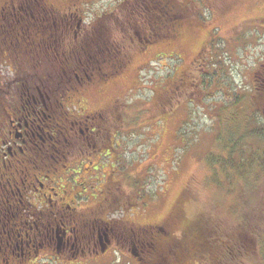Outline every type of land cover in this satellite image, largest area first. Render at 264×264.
I'll return each mask as SVG.
<instances>
[{
    "label": "rangeland",
    "instance_id": "1",
    "mask_svg": "<svg viewBox=\"0 0 264 264\" xmlns=\"http://www.w3.org/2000/svg\"><path fill=\"white\" fill-rule=\"evenodd\" d=\"M15 1L17 7L7 10L3 21L0 20V86L5 80L15 78L25 83L27 89L17 87L15 82L7 86L10 105L7 108L14 116L15 111H27L30 119L31 113L43 111L45 107L40 100L33 101L31 97H40L37 86L43 84V63L24 57L16 60V56L30 55L31 51L24 40L27 34L23 35L10 22L14 12L26 6L23 0ZM51 1L48 13L53 19L48 21L46 18L47 28H51L53 23L58 25L61 37L66 30L67 41L63 37L62 43L78 44L85 33L89 34L97 27L98 19H105L98 25L104 26L103 31L115 45L97 48L92 53L90 45L84 41L94 65L82 72L83 78L79 82L70 78L71 69L84 67L79 52L72 50L75 57L70 55L64 64L59 60L56 64H48L52 92L59 81L64 87L76 84V88L86 91L83 99L85 111L94 118L87 123H93L95 131L90 137L77 134V130L73 133L71 121L83 120V116L74 112L79 106L67 109L66 105L65 111L70 118L63 123V129L61 124L55 128L60 146L53 156L60 161L47 172L49 178L41 174L40 177L44 181L50 177L62 180V188L68 190L67 198L77 206L85 205L86 209L94 207L93 201L96 202L94 198L90 201L85 196L96 188L97 181L80 180L79 177H90L92 168L100 169L103 182L106 179L103 189L109 190L114 180H119L117 185L124 187L123 192L114 189L102 204H97L104 210L97 209L86 215L85 221L91 228H84L86 235L82 240L86 242L91 236L90 241L97 242V237H94L100 230L97 215L104 218L109 227H116L118 222L125 224L120 227L123 228L122 233H109L111 242L104 252L96 255V262L92 258L88 261L90 257L79 261L84 264H146L142 258L143 248L141 250L128 242L138 239L139 233H134L128 226L130 222L136 225L162 222L164 219L161 218L169 216L175 209V201L183 205L180 216L184 221L200 222L219 238L223 234L232 237L237 229L248 227L255 230L259 223L264 225V163H259L262 166L258 163L244 166L241 170L232 167L224 174L222 171L217 173L214 168L219 157L227 156L230 145L239 149L234 155L237 161H249L260 156L264 159V0H202L200 16L192 14L191 17L180 18L174 25L168 28L160 26L159 30L153 26L148 28L139 21L142 17L137 16V3L133 0H92L81 11L85 20L68 13L66 7L60 5L61 0ZM172 1L179 8V1ZM6 3V0H0V6L6 7ZM75 9L74 6L72 10ZM109 11L114 13L108 14ZM32 13L38 18L42 16V10L36 6H32ZM151 29H155V38ZM214 33L215 41L211 44ZM1 35L8 37L7 41L1 39ZM72 35L77 42L73 41ZM214 52L217 54L213 56ZM52 53L55 60L58 52ZM117 57L119 61L116 63ZM198 60L202 64L212 61L210 70L200 77L196 67ZM113 65L121 69L117 72ZM34 66L38 78L30 73ZM52 67L55 75H51ZM93 72L102 78L98 85L91 78ZM195 76L199 77L200 87H196ZM183 77L188 82L183 83ZM14 92L20 96L25 94L32 101H21ZM58 92L55 104L64 97L63 89ZM261 104L263 108L259 106ZM46 111L48 115L43 116L44 120L50 116V110ZM5 120H8L7 116ZM42 125L47 127L46 122ZM95 144L103 147V154L99 153V164L95 160L98 155L89 152L91 149L96 151ZM76 159L79 160L75 163L68 162ZM61 162L73 166L72 184L80 185V196L86 200L72 198L76 189H72L66 180L68 172ZM231 174L234 181L227 184L226 175ZM31 200L39 209L44 206L34 197ZM115 202H122L119 205L128 203L125 213L118 212L117 206H111ZM3 214L0 219H5ZM245 215L249 218L246 219ZM25 219L31 221L33 218L26 216ZM259 225L255 238L262 237L264 233V227ZM177 226V223L169 224L167 233L175 232ZM29 239L30 236L24 238ZM207 248L205 246L204 261L209 264L212 258L206 253ZM94 253L91 250L92 256ZM75 262L64 260L61 264Z\"/></svg>",
    "mask_w": 264,
    "mask_h": 264
},
{
    "label": "flooded vegetation",
    "instance_id": "2",
    "mask_svg": "<svg viewBox=\"0 0 264 264\" xmlns=\"http://www.w3.org/2000/svg\"><path fill=\"white\" fill-rule=\"evenodd\" d=\"M41 54H43V52L40 53L39 51L37 58H29V55L16 56V60H23L24 57L45 64V66L41 64V81L43 84L37 86L40 97L38 99L36 95H31L33 101L40 100L44 103L45 107L43 111L31 113L30 115H32V117L30 119L26 115L28 114L27 111H15V116L9 114L8 108H10V105L7 86L15 82L17 83V87H23L22 89L27 88L25 83L22 84L18 82L17 78L12 81L5 80L2 83L3 85L0 86V105H2V110H0L1 122L3 124L5 123L7 126L5 131L0 133V163L11 170L8 171L11 173V176L7 175L5 177L4 174L0 175V215L3 214L2 210L5 211L3 214L5 219H0V233L2 234V237H0V264H26L32 261V264H53L52 261L61 264L64 260H75L76 262L73 264H84L79 260L90 257L88 261H95L97 258L96 255L100 252H104L108 243L111 242V239H109L110 236H108L109 233L121 234L123 228L120 227L126 225L118 222L116 227L115 225L114 228L109 227L104 218L97 215L99 218L96 217V221L100 229L94 236L95 238L97 237V242L95 241V243H93L90 241L91 236L86 240L87 242H84V236L86 235L85 229L91 228V225L85 221L86 215L90 213V211L97 209L104 210L103 207L97 205L93 209H88V211L79 209L78 206L75 205L76 202L72 203V200L67 198L68 190L62 188V185H64L62 180L60 181L59 179L56 180L55 177H50V179L44 181L40 177L41 174L45 178H49L47 172L60 161L57 157L53 156V153L56 152L60 146L59 135L55 133V128L61 124V128L63 129L65 127L63 123L67 121L66 119L70 118L68 113H66L67 111H65L66 105L67 109L69 106H71L72 109L74 105L79 106V109L74 112L82 114L83 116V120L77 119L76 122L71 121L73 124V133L77 130V134H82L83 136L88 135L90 137L91 132L95 131L94 124L87 123L89 119L94 118L93 115L85 111L84 105L86 103L83 99L85 100L86 98V91L76 88V84L64 87L61 85V81H59L57 82L58 85L56 89L52 92V82H50L51 79L49 78L48 71V64L51 63L42 57ZM30 55H32V53ZM50 59L52 60V64H56V60H54L53 57H50L49 60ZM60 61L64 64L66 60L60 59ZM90 63L91 62L88 61L86 66L83 65L84 67H80L81 69H71V80L81 81L83 78L82 72L84 70L87 71L86 68L89 67ZM53 71L55 70L52 67L50 69L51 75H55L52 73ZM30 73L35 74L38 78L36 66L31 68ZM84 77H86L85 74ZM87 77L91 76L87 74ZM91 78L95 79L97 85L102 81V78L96 76L94 72ZM61 89H63L64 92L63 100L55 104L54 99L58 97V91ZM4 91L6 93H3ZM16 93L14 92L15 95H17ZM18 96L20 95L18 94L17 97ZM25 96V94L20 96V100H31L30 97ZM46 109L50 110V116L49 119L47 118L44 120L43 116L47 117L48 115ZM5 116H7L8 120H5ZM45 122L47 127L44 126L43 128L42 124ZM13 128L15 130H13ZM96 146L97 144L94 145V148ZM89 152L98 155L95 159L98 163L99 153L103 154V147H96V151L91 149ZM52 156L54 159L51 158ZM78 160L79 159L70 160L68 162L75 163ZM82 164L81 161V167ZM61 165L68 172L66 180L69 182L72 189H76L72 194L74 200L78 201V198L83 201L85 198L90 200L93 197H97L96 202L102 198V204L106 196H104L103 179L99 175L100 169L94 170L92 168L90 177H79L80 180L86 178L97 181L95 184L96 188L89 191L83 199L80 196V185L76 183L72 184V177L70 176L73 166H68L67 162H61ZM52 181H54L53 185ZM97 188L100 190H97ZM33 197L44 205L40 207V209L35 207V210L39 211V213L31 210L34 204L31 200ZM26 216H31L33 219L28 221L25 219ZM172 224L173 223H171V225ZM137 226L140 227L141 225H134V223L130 222L128 227L136 234L148 231V229L150 230V225H142L143 228L140 227L139 229ZM154 226H158L157 229L159 228L161 232L158 234L153 233V237H159V234L165 232V227L163 225L156 224ZM92 228H95V225H93ZM29 236V240H24L25 237L28 238ZM91 250L95 251L93 256L90 254Z\"/></svg>",
    "mask_w": 264,
    "mask_h": 264
},
{
    "label": "trees",
    "instance_id": "3",
    "mask_svg": "<svg viewBox=\"0 0 264 264\" xmlns=\"http://www.w3.org/2000/svg\"><path fill=\"white\" fill-rule=\"evenodd\" d=\"M23 1L26 2V6L24 8L23 6L19 7L10 17V22L13 23L15 25L14 28L15 29L18 28L21 31V33H23V35L24 33L27 34V37L24 36V40H26L25 42L29 45L30 51L32 53V55H29V58L31 57L37 58V54L40 51V53L43 52V54H41L42 57H44L47 61H49L52 64V60L51 59L49 60V58L53 56L52 52L54 51L58 52V55L55 58V60L60 61V59H62L65 61L67 60L66 58H69L70 55L72 58L75 57L73 54H71L72 53L71 51L74 50L75 53L78 52L80 53L82 59L84 60L83 63L84 66H86L88 61L91 62L89 65L90 68L94 63V59L90 58V50L87 47V45H85L87 42L90 45L92 53L97 48L102 49L103 47H106L107 45L110 44H112L113 47L115 46L113 42H111L110 37L107 35L106 31L105 30L103 31L104 26L98 25V24H102V22H104L105 19L103 21L101 19H98L97 21L99 23L96 24L97 27L91 30L89 34L85 33V35L82 36V39L79 41L78 44L77 43L70 44L67 42L62 43L63 37H65L64 41H67L66 38L67 35L65 33L66 30L61 37V31H58L59 28H57L58 25L55 26V24L53 23L51 25L52 26L51 28L50 27L47 28V26L49 25L46 21V18L48 19V21L53 19V16H51L50 13H48L50 11L49 6L52 5L53 1L51 0H35V1L23 0ZM91 1L92 0H61L62 3H60V5L62 6L64 5L68 10V13H70L71 15L73 14V17L84 19V17L81 16V11L83 9V6L87 5ZM124 1L126 0H122L121 2ZM128 1L131 0H127L126 2ZM133 1L137 3L135 6L136 7L135 11L137 16L139 15L140 17H142L141 19H139V21L148 28L154 26L155 29L158 30L160 26H165V28H168L174 25V22L180 20V18L191 17L192 14H194V16L197 14L200 16L202 14V11L200 10V4L202 0L201 1L195 0L194 2H192V0H178L179 8L177 6V3L172 0H133ZM211 1H215V0H211ZM6 2H7L6 7L0 6L1 21H3V18L5 17L7 10H10L11 8H13V6L17 7L15 0H6ZM32 6L34 7L36 6L37 8H40V10H42V16L40 17L41 19L38 18L37 15L32 13ZM74 6L77 9L73 11L72 8ZM122 6H124V4L121 5V7ZM76 10H79V12H76ZM204 12L205 11L203 10V13ZM107 13L113 14L114 11H109ZM100 15H97V17H99ZM97 21L94 22L97 23ZM18 22L19 25H21L20 27H18L19 25H17L16 27V24ZM1 25L4 28L3 22L1 23ZM32 25L35 26L32 28ZM72 26H76V25L72 24ZM155 29L154 30L151 29L150 32L154 34ZM215 35H216L215 33L212 35V39H210V42L215 41L213 39ZM3 38L6 39L5 36L2 37L1 35V39ZM72 38H74L73 40L74 42H77V39H75L73 35ZM84 41L87 42L85 43ZM215 54L217 53L214 52L213 56ZM118 61H119V57H117L116 63ZM196 64H197L196 67L198 69V76L200 77L207 70H210L212 66V61L210 60L209 62L207 61L206 63L204 62V64H202V61L198 60ZM113 67L116 68L117 71L120 69V67H116L115 65H113ZM186 77L189 79L188 76ZM183 78H182L183 83L188 82L185 78L184 79ZM197 78L195 76V80ZM208 78L210 79L209 75ZM195 84L198 85L196 87H200L199 79L196 80ZM206 91L207 90L205 89L204 91L205 94ZM230 102H233V100ZM234 106L235 105L233 103L232 107ZM259 106L263 108L262 104ZM0 110H2V105H0ZM1 120L2 118L0 116V133H3L7 128V126L5 123L3 124ZM229 147L231 149H229L227 156H225L224 154L221 157H219V163H216L214 165V168L218 170L217 173L222 171L224 174L228 172L232 167H234L233 169L241 170V168H244V166H250L251 164H257V163L259 165V163L261 164L264 163V159L261 156L256 158L253 157L249 161L248 160L237 161L234 155L239 151V149L233 148L231 145ZM255 160L257 161L253 162ZM8 171L11 170L7 169V167H4L2 163H0V175L4 174L5 177L7 175L11 176V173H9ZM115 173L119 174L118 172ZM231 177L234 176L232 174L231 176L226 175L225 180L227 181V184H231L234 181V178ZM105 181L106 179L104 180V182ZM118 181L119 180L112 181L111 183L112 186L110 187L109 190H107L106 187L104 188V196L106 197L111 196V194H113L114 189H118V191L120 192L124 191V187L117 185ZM132 196L131 198L134 197ZM93 198L96 200L97 197H93ZM93 198H91L90 201ZM101 200L97 202L93 201L92 205H94V207L97 206V204L101 203ZM119 203L115 202V204H111V206L112 207L117 206L118 209H120L121 211L123 212L126 211L127 207L129 206L128 203L122 205H119ZM182 206L183 205L181 203L179 204L178 201H175L174 202L175 209L170 211V213L168 214L169 216L165 215L164 218L163 217L161 218V220L162 219L164 220L158 224L163 225L165 227V232L159 234V237H153V233L158 234L159 232H161L159 228L157 229L158 226L153 225L156 224L157 222L156 223L149 222L150 224L145 223L143 224V226L150 225L149 226L150 230L148 229V231L145 232L143 231V233H139L138 239H135L134 241L133 239H130L131 241H128L130 242L131 245H134L136 248H140L141 250L143 248L142 258L146 261V264H207L206 261H204L205 246L208 247L206 249V253L212 258L210 259L212 261L209 262V264H264V233L262 237L258 236V238H255L258 235L257 226L260 223L255 227V230L246 227L244 229H237L236 231H234L232 237L223 234L220 236L221 238H219L217 234L215 235L213 233V231L209 229L208 230L205 229L202 226V224H200V222H194L192 220L184 221L183 217L180 216L182 214ZM35 207L36 206L33 204L31 210H34V212L39 213V211L35 210L36 209ZM94 207H92L91 209H93ZM78 208L83 209L85 208V205L83 207L78 206ZM84 211H88V209L85 208ZM97 218L99 217L97 216ZM245 218L247 219L249 218V216L245 215ZM171 223L173 224L177 223L178 225L177 230L173 233L172 231L167 233L166 228H169V224ZM134 225L136 224L134 223ZM140 227H142V225ZM259 227H264V225L261 224L259 225ZM167 230L169 231V229ZM141 243L143 245H141ZM138 244L140 247L138 246Z\"/></svg>",
    "mask_w": 264,
    "mask_h": 264
}]
</instances>
